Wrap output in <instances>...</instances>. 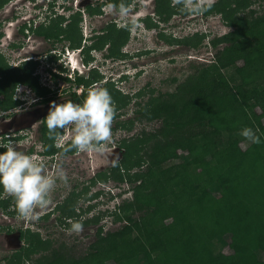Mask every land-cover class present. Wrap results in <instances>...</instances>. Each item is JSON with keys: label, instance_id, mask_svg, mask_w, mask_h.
<instances>
[{"label": "trees", "instance_id": "16d2710c", "mask_svg": "<svg viewBox=\"0 0 264 264\" xmlns=\"http://www.w3.org/2000/svg\"><path fill=\"white\" fill-rule=\"evenodd\" d=\"M7 1L0 0V9ZM93 1L73 12L66 25L61 16L50 19L38 34L52 45L66 42L79 48L81 11L100 14L102 3ZM130 1L123 0L126 5ZM155 3L160 20L167 22L175 14L170 0ZM208 10L228 19L233 28L210 41L212 58L190 64L187 74L173 80V91L154 95L156 90H149L153 97L140 104L131 124L146 119L160 125L123 144L119 162L135 187L132 199L119 208L138 214L126 213V223L117 231L103 234L99 227L95 242L80 257H73V247L54 249L51 241L29 233L22 238L34 240L38 248L23 246L26 251H16L0 264H264V0H217ZM239 11L243 16L236 17ZM127 37L111 26L98 42L110 47L109 57ZM195 38L194 48L201 43V37ZM33 66L26 62L9 69L0 56L1 110L14 105L16 84H33ZM81 83L78 77L76 84ZM244 127L252 128L261 142L242 137ZM124 175L119 173V180ZM62 215L72 217V205ZM98 221L96 215L82 223Z\"/></svg>", "mask_w": 264, "mask_h": 264}, {"label": "rangeland", "instance_id": "374dc122", "mask_svg": "<svg viewBox=\"0 0 264 264\" xmlns=\"http://www.w3.org/2000/svg\"><path fill=\"white\" fill-rule=\"evenodd\" d=\"M15 1L16 0H11L10 3L5 5L0 10V28L4 32V37L1 40L3 41L4 46H0V56L4 63H7L8 65L18 64L21 58L27 60V57L30 58L35 56L34 60L37 62H35L32 71L36 70L38 76L42 77L41 82H45V69L48 66L51 67L52 63L58 64L62 61L60 62V66L64 69L62 70L63 74L55 84V89L59 90L58 94L63 93V91L66 92L68 89L71 92H76L77 90L79 93L83 90L81 85L75 84L68 77V75H71V78L74 77L72 68L74 69L73 71H79L83 68L81 66V61H84L85 67H97V71H101V74H98V72L93 74V76L95 75L96 77L95 79L104 78L106 76V79H113V82L116 81L119 84L118 86L121 90L115 91L120 93L121 98L112 97L116 109L111 125L112 136L110 141L107 142L105 153L98 154V156L102 158V169L112 166L111 161L115 155H117L115 147H111L112 140H130L132 135L138 134L141 131L152 133L160 125V122H135L130 129L127 130L129 131L128 133L125 130H120L119 128L114 130L115 125H129L130 120L135 119V113L140 104L144 105L147 101H149L148 97L151 96L149 94L150 89L154 88L156 90L154 91V95L173 91L175 87L173 80L175 78L181 79L183 75L187 74V69L190 64L198 65L199 63L209 61L212 58L214 50L209 47L210 41L215 37H220L223 34L229 33L233 28L228 19L225 20L218 14L210 13L208 16H204L201 13L188 12L183 15L182 12L186 11L187 8H183L186 6L179 5V1L181 0H170L171 10L175 11V14H172L171 19L167 23H158L153 12V2L151 0H131L129 4L131 7L127 16H121V18L123 21L128 20V23L130 21L134 22L131 27L134 29L132 35L135 36L138 33H141L142 35L138 34L133 38L128 35L126 42L129 43H124L123 46L116 48L115 54L107 57V55H110V47L105 44H99V36L91 38L90 41L88 40L83 42L84 36L82 35V31L86 35L91 29H94L95 31L104 27L108 28V25L111 23L113 24V19L120 16L118 13L116 14V11L112 8L108 7L109 3L106 2V0H100V2H98L102 3L100 4V14L88 17L84 16L82 22L78 25V29L81 31V46L85 47L84 51L77 53L75 50H69L67 55L65 52V47H67L66 42L54 43V45H52L49 41H44L39 37L33 38L31 36V39L28 42H25L22 41L19 36L21 49H16L14 50L15 53L11 54L8 52L9 50L6 46L11 44L13 41H17L18 37L14 34L17 33V26L10 25L8 22L11 14L15 11L14 7L20 6V4L13 6ZM89 1L90 0H35L34 5L41 6V8H43V12H50V14L55 12L58 15L61 14L64 17H67L71 14V11L67 12L63 9V7H72L73 10H76L77 7L78 9L82 8ZM206 1L209 4H212L216 0ZM93 2L94 1H90L89 3ZM194 2L195 0H188L187 4L192 5ZM202 2L203 0L198 1L199 4ZM22 9L24 8L22 7ZM27 10L28 9L18 10V12H22L24 14L28 13L29 18H35V12L29 10L27 12ZM94 13L97 14L96 12ZM41 16H43V14ZM41 16L36 19L35 23H39L43 20L45 24H47L48 20L45 21L44 17ZM238 16H243V12L239 11L236 14V17ZM122 20L119 21L121 22ZM142 20H145V24ZM14 22H17V20H14ZM120 22L117 24L114 23L117 29H119L118 24ZM67 23L69 22H65L64 25ZM146 24L151 25V28L146 29ZM99 35H101V33ZM115 35H117V33H115ZM196 35L198 37L204 35V39L198 47L194 48L191 44H194ZM80 36L78 35V38ZM95 44H98L99 46L97 47L99 48H89L93 47ZM27 47L30 48H28L29 51H27ZM147 48L150 49V54H145L141 57L138 56L139 53L132 57L129 56L130 54L127 55L124 53L126 51L129 53H135L137 50L144 51L143 49ZM52 50L56 53L63 50V57H59L56 61L52 60L50 57V55H52ZM111 52L113 53L114 51ZM68 60H70L72 67H68ZM57 70L59 71V66L57 67ZM84 71H86L85 68ZM138 71L140 74L137 73ZM63 78L69 79L70 83H66ZM99 87L109 89L112 86L105 85ZM27 95V100L31 101L33 94L28 92ZM15 97L17 98V94H15ZM151 97H153V95ZM27 106L28 105L24 104L19 108L24 109ZM22 112H24V110ZM21 144L23 147L24 143ZM113 149L114 151L111 152ZM180 155V151L174 154V161L178 162L180 160ZM104 156H106V158H104ZM143 167L144 166L141 168L134 167L132 172L141 171ZM110 188V190L107 188H97L98 190L103 191L101 193V198L98 199V197H96V200H92V198L87 203H81L82 210L79 212L76 211L77 213H81L82 218L87 219L97 215L99 217V221L97 223H100L97 226L103 227V234L107 231H117L122 225H125L126 222L124 221V217L126 213L131 214L132 217H135L138 214H132L131 210H121L118 208L132 199L134 192H132L131 186L129 188H124L123 191L121 188L117 190V192L112 186H110ZM2 190L3 189L1 188L0 191ZM69 191L70 190L68 189V193ZM93 192L94 191L90 193ZM114 193H117V196L113 195ZM119 195H122L121 199H119ZM44 224L40 227L42 230L39 229V232H37L41 241H51L50 245H52L54 249L61 244L67 245L66 247L69 249L73 247V257H80L83 255V252L87 251L90 244L96 240L95 234L97 226L87 228L83 227V231L80 233H69L64 230L67 229V227L59 225L57 220L51 216L46 222H44ZM30 227L35 228V226L31 225ZM32 230L36 231L35 229ZM214 235L215 233L212 232L209 237L212 238ZM34 243V240H29L25 246H27L28 249L38 248L35 247L36 245ZM23 244L24 243L21 239H19L17 234H13L11 236L6 235L4 241H1L0 244V262L4 261L5 258L12 256L16 251H20V253L26 251L21 249ZM38 255L39 253L34 255L33 258L38 257Z\"/></svg>", "mask_w": 264, "mask_h": 264}, {"label": "flooded vegetation", "instance_id": "af4514ba", "mask_svg": "<svg viewBox=\"0 0 264 264\" xmlns=\"http://www.w3.org/2000/svg\"><path fill=\"white\" fill-rule=\"evenodd\" d=\"M34 1L35 0H16L15 4H13V6L14 5L16 6V4H20V6L14 7L15 11L13 12V14H11L10 19L8 20L10 25L17 26L16 27L17 33L14 34L15 36H18L17 41H13V42L11 41L12 43L6 46V48H8L9 50L8 52H10L11 54L15 53L14 50L21 49L19 36L21 37V40L25 42H28L31 39V37L33 38L39 37L44 41H48L42 35L38 34L37 30L39 29L41 30V28H45L49 24L50 19H54L59 16L55 12H52L51 14L50 12L48 13L45 11L43 12V8H41V6L34 5L35 3ZM65 1H70V0H65ZM151 1L153 2L152 8L155 18L157 19V22L167 23L171 19V17L167 22L160 20L159 19L160 17H158L155 14V6H156L155 0H151ZM198 1L200 0H195L194 2V4L198 6L200 9L198 13H201L204 16H208L211 13L209 12L208 9H210V6L214 5L217 0L212 4H209L206 0H203V2L199 4ZM10 2L11 0H8L7 3L1 7V9ZM89 2H87V4H90ZM179 3L180 6L181 5L186 6L183 8H187L186 10L187 13L188 12L193 13L189 5L187 4L188 0H181L179 1ZM129 4L127 6L128 9L130 10L131 5ZM22 7L24 9H28L29 11L35 12L36 16L33 15L35 16V18H31V17L29 18L28 13L24 14L22 12H18V10H24L22 9ZM84 7L85 5L82 8ZM63 8L64 10L68 8L72 9V7H63ZM82 8L78 9L77 7L76 10L72 9V10H68V12L71 11L70 15H72L73 12L80 10ZM112 9L116 11L114 8ZM115 13L117 14L118 12L116 11ZM42 14L43 16H41ZM70 15H68L67 20H65L64 18L65 20L64 23L70 22L69 20ZM40 16L44 17L45 21L48 20L47 24H45L43 20L40 21L39 23H35L36 19H38V17ZM117 19L122 20L121 16L116 17L112 21L113 24L111 23L108 26L109 27L112 26L113 29L122 30L126 32L127 35L131 36V38L136 37L138 34L142 35L141 33H138L135 36L132 35L134 29H132L131 27L134 22L130 21L128 23V20H124V21L122 20L120 22ZM14 20H17V22H14ZM118 22H120L118 24L119 29H117L114 25V23L117 24ZM142 22L145 24V20H142ZM148 28H151V25L146 24V29ZM104 29H106V27L95 31L94 29H91V31H93L94 33L96 32L99 35L100 33L103 32ZM3 37H4V32L0 28V46H4L3 41H1ZM200 39L202 42L204 39V35H201ZM125 43L128 44L129 42H125ZM28 48L29 47H27V51H29L30 49ZM143 50L144 51L137 50L135 53H129L128 51L124 53L127 55L130 54L129 56L131 57L139 53L138 56L141 57L145 54H150L151 52L149 51L150 50L149 48ZM111 56H113V53L111 54ZM34 57H30V58L27 57L28 58L27 60L21 58L18 64H13V65L11 64L8 65L7 63L5 64L6 66H8L9 69H15L21 66L22 64H25L26 62H33L35 64V62L37 61L34 60ZM67 65L69 67L71 66V63L67 61ZM81 66L83 67L82 68L83 70L81 69L79 71H73L74 83L76 82L78 77L82 78V83L77 84L83 87V90L80 91V93H76L74 91L71 92L68 89L66 90V92L63 91V93L58 94L59 90L55 89V84L57 83L59 77H57L55 74L45 69L46 70L45 71L46 75L44 77L45 82H41L42 77L38 76L36 70L34 71L31 70L30 81L33 84L31 85L23 84L22 82L16 84L14 90L12 91V101L14 102V105L5 110L0 109L1 111L0 144H6L10 140L13 143L16 150L21 151L28 155H32L36 158L37 162L43 163L45 165V172L47 174H55L57 170V165H59L67 177L66 180L57 179V184L55 185L54 190L50 194L51 203L46 208L43 209L39 207L35 208L34 209L35 218L32 219H26L21 217L16 210L14 198L11 195L4 192L3 190L0 191V201L2 202V207H0V244L1 241H4L6 235L11 236L13 234H17L19 239H21L22 242L24 243L23 246L27 245L25 240L22 238V235H28L29 233L38 235L37 233L39 232L38 230L39 229L42 230V228L40 227L44 224V222H46L49 219L50 216L54 217V219L57 220L59 225L67 228L70 227L69 221H76V220H81L82 222L85 221L87 218H82L81 213H77V212L82 210L81 203L83 202L87 203L92 198H93L92 200H96V197H98V199L101 198L102 196L101 193L103 191L98 190L97 188H107L108 190H110L111 189L110 186H112L114 189H116L117 192V190L121 188L123 191L124 188H129L131 186L133 192L135 184L130 183L129 180L125 177L124 175L125 169L121 166L120 162H117L113 166L107 168L105 167L104 169H102L103 167L102 158L98 156V154L79 152L75 148L71 147V140L73 136L72 126H69L64 130L59 129V131L63 133L62 140L56 141L54 139L49 138L48 129L43 121L46 118L50 106L52 105L53 102L55 104H62L67 102L68 100H71L73 103H83L84 100L81 97L83 95L86 96L88 90L94 86L96 87L105 86V85L112 86L113 88L110 87L108 91L110 95L114 98H115L114 96L115 94L112 95L113 94L112 91L121 90L118 86L119 84L116 81L113 82L114 81L113 79H109V80L106 79V76L104 74H102L103 76H105L104 78L95 79L96 77L95 75L93 76V74H96L97 72L98 74H101L100 70L97 71L98 70L97 67H85L84 61H81ZM84 68L86 69V71H84ZM137 73L140 74L139 71ZM65 82L68 84L70 83L69 80H65ZM116 91L114 93H116ZM28 92H31L33 94V97H31V101L27 100ZM15 94H17V98L15 97ZM24 104L28 105L29 107L27 106L24 109H20L19 107H21ZM23 110L24 112H22ZM135 115L137 117L138 113H135ZM132 120H130L129 125L127 124L115 125L114 130L119 128L120 130H125L128 133L129 131L127 130L130 129V127L132 126L131 124ZM141 121L149 123V121L146 119H143ZM135 135H132L131 139H133ZM127 141L128 140L126 139H122L120 141L112 140L111 147H115V149L118 148L119 150L125 151L123 144H126ZM21 143H24L23 147ZM3 151H5V149L0 148V153H2ZM104 158H106V156H104ZM130 172H132V169ZM119 173H122L124 175L123 179L121 180H119L118 178ZM68 189L70 190L69 193H68ZM90 189L94 192L90 193L92 192ZM113 195L117 196V193L116 194L114 193ZM122 195H119V199H121ZM69 205H72L73 207V216L65 217L62 214L64 211L67 210ZM91 218L92 217H90L89 219ZM99 224L100 223H94L88 225L83 224V227L87 228L91 226H97ZM30 225L35 226V228H31ZM99 227L103 232L102 229L103 227L101 226ZM99 227L97 226L96 233ZM32 229H35L36 231H33Z\"/></svg>", "mask_w": 264, "mask_h": 264}, {"label": "clouds", "instance_id": "9594fccd", "mask_svg": "<svg viewBox=\"0 0 264 264\" xmlns=\"http://www.w3.org/2000/svg\"><path fill=\"white\" fill-rule=\"evenodd\" d=\"M108 7L116 9L120 16H127L129 11L123 0L119 4L109 3ZM189 7L193 13L200 11L195 4L189 5ZM85 14V12H82V19L84 16L88 17ZM59 16L65 18V20L68 18V16L64 17L61 14ZM82 35L84 36L83 42H86L93 37L101 36L102 33L98 35L96 32L89 30L86 35L82 31ZM66 46L65 52L67 55L69 50H75L77 53L85 50V47L81 45L79 48H70L68 44ZM63 52L61 50V52L56 53L52 50L50 57L56 61L59 57H63ZM68 61L70 62V60ZM60 62L58 64L52 63V66H48L46 70L61 78L64 69L59 68V71L57 70L58 66L61 67ZM73 70L72 68V72ZM68 77L73 81L71 75H68ZM63 80L69 79L63 78ZM115 111V103L108 89L94 86L88 90L83 103H73L71 100L62 104L53 102L43 122L48 129L49 138L56 141L62 140L63 133L59 129L64 130L72 126V148L89 154H103L106 151L107 142L110 141L112 136L111 125ZM240 135L253 144L261 142L260 136L252 128L244 127ZM0 148L5 149L0 153V188L14 198L16 210L21 217L26 219L35 218V208L43 209L51 203L50 194L54 190L57 179L66 180L67 177L59 165H57L55 174H47L43 163L37 162L32 155L16 150L10 140L6 144H0ZM69 224L70 227L64 229L65 231L69 233L83 231L81 220L69 221Z\"/></svg>", "mask_w": 264, "mask_h": 264}, {"label": "water", "instance_id": "95a60500", "mask_svg": "<svg viewBox=\"0 0 264 264\" xmlns=\"http://www.w3.org/2000/svg\"><path fill=\"white\" fill-rule=\"evenodd\" d=\"M116 149H118V148H116ZM113 151H114V149L111 152H113ZM116 151H117V155H115V157L111 161L112 162V166L115 165L117 162H119L121 160V158H122V152H123V150H119L118 149Z\"/></svg>", "mask_w": 264, "mask_h": 264}, {"label": "built area", "instance_id": "2783aa9c", "mask_svg": "<svg viewBox=\"0 0 264 264\" xmlns=\"http://www.w3.org/2000/svg\"><path fill=\"white\" fill-rule=\"evenodd\" d=\"M77 92H79V91H77Z\"/></svg>", "mask_w": 264, "mask_h": 264}]
</instances>
